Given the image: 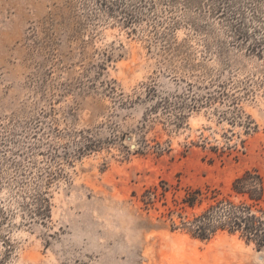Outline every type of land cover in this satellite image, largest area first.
Listing matches in <instances>:
<instances>
[{"label": "rangeland", "instance_id": "rangeland-1", "mask_svg": "<svg viewBox=\"0 0 264 264\" xmlns=\"http://www.w3.org/2000/svg\"><path fill=\"white\" fill-rule=\"evenodd\" d=\"M251 169L264 0H0V264H264L174 205Z\"/></svg>", "mask_w": 264, "mask_h": 264}, {"label": "trees", "instance_id": "trees-1", "mask_svg": "<svg viewBox=\"0 0 264 264\" xmlns=\"http://www.w3.org/2000/svg\"><path fill=\"white\" fill-rule=\"evenodd\" d=\"M218 195V190L208 187L204 192L200 188H188L180 202L174 201L175 206L182 204L181 209H194L205 199L211 203L182 222V227L199 239H209L218 230L240 233L258 248L264 247V175L256 169L246 170L233 179L229 195L221 198ZM45 202L44 199L34 207V215L46 216Z\"/></svg>", "mask_w": 264, "mask_h": 264}, {"label": "bare ground", "instance_id": "bare-ground-1", "mask_svg": "<svg viewBox=\"0 0 264 264\" xmlns=\"http://www.w3.org/2000/svg\"><path fill=\"white\" fill-rule=\"evenodd\" d=\"M259 263V262H258ZM263 263H264V261H263Z\"/></svg>", "mask_w": 264, "mask_h": 264}]
</instances>
